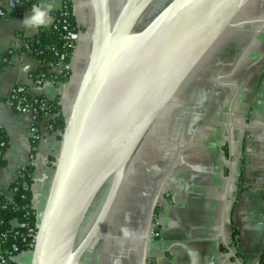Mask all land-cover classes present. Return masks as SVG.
Listing matches in <instances>:
<instances>
[{
	"label": "crops",
	"instance_id": "crops-1",
	"mask_svg": "<svg viewBox=\"0 0 264 264\" xmlns=\"http://www.w3.org/2000/svg\"><path fill=\"white\" fill-rule=\"evenodd\" d=\"M72 2L80 40L67 63L70 78L35 85L41 63L23 47L25 37L41 28L21 25L31 9L18 14L10 0H0L6 11L0 15V56L12 51V61L0 71V129L8 138L0 188L10 196L23 167L34 165L33 205L40 211L62 138L43 121L32 145L33 114L16 111L9 95L24 85L33 95L58 98L70 114L94 26L92 0ZM47 3L55 5L50 26L64 0L36 5ZM154 208L152 226L160 234L147 240ZM101 235L89 249V264H239L226 243L244 264H264V0H249L165 107L129 163ZM31 258L32 251L16 257L21 264Z\"/></svg>",
	"mask_w": 264,
	"mask_h": 264
},
{
	"label": "water",
	"instance_id": "water-1",
	"mask_svg": "<svg viewBox=\"0 0 264 264\" xmlns=\"http://www.w3.org/2000/svg\"><path fill=\"white\" fill-rule=\"evenodd\" d=\"M155 2L126 0L114 17L111 0H92L88 63L67 117L30 264H84L85 253L102 236L138 148L249 0H169L152 15ZM109 181L96 217L80 238L87 215ZM154 216L155 208L147 240Z\"/></svg>",
	"mask_w": 264,
	"mask_h": 264
},
{
	"label": "trees",
	"instance_id": "trees-1",
	"mask_svg": "<svg viewBox=\"0 0 264 264\" xmlns=\"http://www.w3.org/2000/svg\"><path fill=\"white\" fill-rule=\"evenodd\" d=\"M37 3L38 0H10V7L16 13L23 14ZM62 11L65 13L62 14ZM62 11L58 10L55 12L53 23L46 28H41L36 36L25 37L23 49L27 50L28 46V51L35 55L41 63L38 70L33 74L34 76L46 73L49 80L57 78L56 80L66 82L71 75L69 69L63 73H56L51 71V69L59 62L69 63L74 51L75 46H72L64 38L65 31L63 28L65 25L72 27L77 24L73 15L72 0H64V9ZM11 57L12 51L2 53L0 56V71L12 61ZM58 101L57 98L48 102L52 111L57 113L49 123H53V129L50 131L59 132L62 138L67 116ZM39 119L43 120L44 118L40 116ZM7 139L5 132L0 129V167L6 163L3 153L8 146ZM34 172V165L28 164L24 166L19 177L10 186V196L3 193L0 188V251L7 256L9 264H21L16 257L23 251H32L33 249L34 235L30 232V229L37 230V223L40 218L37 208L33 205L31 187ZM237 234V230H234L233 237L236 244H238ZM14 245L17 246V249L13 248ZM236 253L240 256L239 251H236Z\"/></svg>",
	"mask_w": 264,
	"mask_h": 264
},
{
	"label": "built area",
	"instance_id": "built-area-1",
	"mask_svg": "<svg viewBox=\"0 0 264 264\" xmlns=\"http://www.w3.org/2000/svg\"><path fill=\"white\" fill-rule=\"evenodd\" d=\"M63 9H64V5L60 10L62 11ZM64 13L65 12L62 11V14ZM5 14H6V11L0 7V15H5ZM63 28L65 31L64 38L72 46H75V44L80 40V31H79L78 25L76 24L75 26H72V27L65 25ZM27 50H29L28 46H27ZM57 65L63 66L61 73L69 69L67 63H64V62H59V64ZM56 79L57 78H53L49 80L47 79L46 73H41V74H38L37 76H34V83L35 85L36 84L42 85L43 83H46L48 81L56 83L59 81ZM51 100L52 99H49L47 97H41V95L31 94L30 89L24 85L15 86L9 95V103L12 105V107L16 111H19V112L30 111L33 114L34 122L31 126V139H32V143L34 144L40 138V124L43 121L45 122V125L49 130L53 129V123H49V121L53 119L57 113L52 111L50 103H48V102H51ZM58 104H60L59 101H58ZM40 116H42L44 119L40 120L39 119ZM40 218L37 223V230H38V226L40 223ZM37 230L34 231L33 228L30 229V232L33 233L34 235V242H35ZM159 234H160L159 231H157L152 226V229L150 231V239L152 240L158 237ZM13 248L17 249V246L14 245ZM0 264H9V260L7 256L2 251H0Z\"/></svg>",
	"mask_w": 264,
	"mask_h": 264
},
{
	"label": "clouds",
	"instance_id": "clouds-1",
	"mask_svg": "<svg viewBox=\"0 0 264 264\" xmlns=\"http://www.w3.org/2000/svg\"><path fill=\"white\" fill-rule=\"evenodd\" d=\"M54 7L55 5L52 3H47L46 5H33L30 12L31 14L21 21V25H27L29 28L33 29L48 27L51 23L50 13L53 11ZM123 231L125 236L131 234L128 229H123ZM189 256L190 259H192L191 252Z\"/></svg>",
	"mask_w": 264,
	"mask_h": 264
},
{
	"label": "rangeland",
	"instance_id": "rangeland-1",
	"mask_svg": "<svg viewBox=\"0 0 264 264\" xmlns=\"http://www.w3.org/2000/svg\"><path fill=\"white\" fill-rule=\"evenodd\" d=\"M126 0H111V7H112V13H113V16L116 17L118 15V13L120 12L121 8L123 7V5L125 4ZM68 115V114H67ZM69 116V115H68ZM67 116V117H68ZM156 129V128H155ZM154 131V130H153ZM56 132V131H54ZM58 133V132H57ZM34 143H32L33 145ZM109 184H110V181L108 182V184L103 188V190L99 193L98 197L96 198L95 200V205L93 206V208L91 209V211L89 212V214L87 215V218L84 222V225L82 227V230H81V234H80V238H82V236L84 235L85 231L87 230L88 226H89V223L91 221V217L95 211V209L97 208V205L102 201L104 200L103 198H105L106 194H107V191H108V187H109ZM46 202V201H45ZM103 202V201H102ZM102 202L100 203V206L102 204ZM45 205V204H44ZM44 208V207H43ZM43 208L40 210H38L39 212V216H41L42 214V211H43ZM98 241V240H97ZM94 250H88L84 257H83V261L84 263L86 264V261H87V258L88 259V264H89V260L91 259V257H88L89 254L88 253H93ZM20 255V254H19ZM22 256V255H21ZM86 260V261H85Z\"/></svg>",
	"mask_w": 264,
	"mask_h": 264
},
{
	"label": "flooded vegetation",
	"instance_id": "flooded-vegetation-1",
	"mask_svg": "<svg viewBox=\"0 0 264 264\" xmlns=\"http://www.w3.org/2000/svg\"><path fill=\"white\" fill-rule=\"evenodd\" d=\"M168 2H169V0H157V2H155V4H153L152 7H151L152 8L151 9L152 15H154L161 8H163Z\"/></svg>",
	"mask_w": 264,
	"mask_h": 264
}]
</instances>
